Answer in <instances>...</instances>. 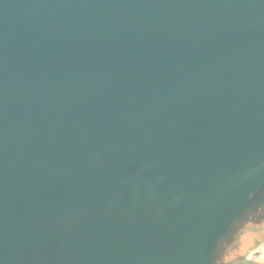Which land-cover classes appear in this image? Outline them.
Here are the masks:
<instances>
[{
	"label": "water",
	"instance_id": "1",
	"mask_svg": "<svg viewBox=\"0 0 264 264\" xmlns=\"http://www.w3.org/2000/svg\"><path fill=\"white\" fill-rule=\"evenodd\" d=\"M251 226L264 0H0V264H228Z\"/></svg>",
	"mask_w": 264,
	"mask_h": 264
},
{
	"label": "rangeland",
	"instance_id": "2",
	"mask_svg": "<svg viewBox=\"0 0 264 264\" xmlns=\"http://www.w3.org/2000/svg\"><path fill=\"white\" fill-rule=\"evenodd\" d=\"M255 234L242 235L238 248L229 260L228 264L245 262L258 264L264 260V241L251 239Z\"/></svg>",
	"mask_w": 264,
	"mask_h": 264
},
{
	"label": "flooded vegetation",
	"instance_id": "3",
	"mask_svg": "<svg viewBox=\"0 0 264 264\" xmlns=\"http://www.w3.org/2000/svg\"><path fill=\"white\" fill-rule=\"evenodd\" d=\"M244 230L247 232H252L253 234L257 235L258 237H261L264 239V227L251 226V227H247ZM262 243H264V241ZM233 264H253V263L236 262Z\"/></svg>",
	"mask_w": 264,
	"mask_h": 264
}]
</instances>
